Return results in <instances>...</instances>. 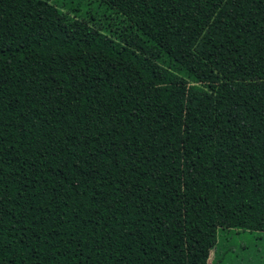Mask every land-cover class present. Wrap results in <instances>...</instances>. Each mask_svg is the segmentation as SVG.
<instances>
[{
    "label": "trees",
    "instance_id": "trees-1",
    "mask_svg": "<svg viewBox=\"0 0 264 264\" xmlns=\"http://www.w3.org/2000/svg\"><path fill=\"white\" fill-rule=\"evenodd\" d=\"M264 232V0H0V264H220Z\"/></svg>",
    "mask_w": 264,
    "mask_h": 264
},
{
    "label": "rangeland",
    "instance_id": "rangeland-1",
    "mask_svg": "<svg viewBox=\"0 0 264 264\" xmlns=\"http://www.w3.org/2000/svg\"><path fill=\"white\" fill-rule=\"evenodd\" d=\"M71 2L78 0H61ZM219 243L212 250L210 260L220 264H264V232L242 229L219 230Z\"/></svg>",
    "mask_w": 264,
    "mask_h": 264
}]
</instances>
